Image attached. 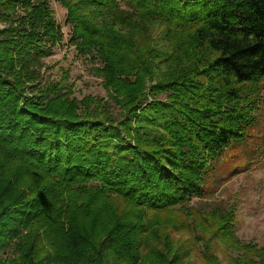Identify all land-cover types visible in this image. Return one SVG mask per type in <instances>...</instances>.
<instances>
[{
  "label": "trees",
  "instance_id": "1",
  "mask_svg": "<svg viewBox=\"0 0 264 264\" xmlns=\"http://www.w3.org/2000/svg\"><path fill=\"white\" fill-rule=\"evenodd\" d=\"M51 1L68 45L100 64L119 119L107 98L73 97L68 71L43 80L63 40L49 0H0V255L19 256L0 264H179L145 215L202 198L244 142L264 79V0ZM231 247V264H264V247Z\"/></svg>",
  "mask_w": 264,
  "mask_h": 264
},
{
  "label": "rangeland",
  "instance_id": "2",
  "mask_svg": "<svg viewBox=\"0 0 264 264\" xmlns=\"http://www.w3.org/2000/svg\"><path fill=\"white\" fill-rule=\"evenodd\" d=\"M49 4L63 40L51 56L42 60L43 80H58L61 73L68 71V82L74 83L73 97L77 100L87 96L106 99L96 72L100 64L90 57L76 55L68 45L70 33L64 25L65 10L51 0ZM163 36L162 27L152 28L151 40L165 51ZM253 103L252 122L244 142L224 152L216 172L204 186V196L193 198L183 208L145 215V219L156 221L160 226L154 229L157 241L170 244L172 253L179 252V264H213L214 260L215 264H231V260L241 257L231 247L235 240L240 246L264 247V79ZM107 104L112 116L119 119L120 110L108 98ZM18 257L12 246L0 255L2 260Z\"/></svg>",
  "mask_w": 264,
  "mask_h": 264
}]
</instances>
